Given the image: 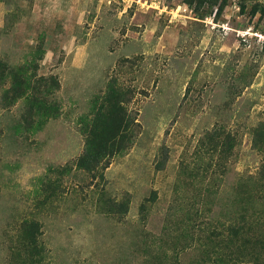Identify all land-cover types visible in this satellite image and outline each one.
Returning <instances> with one entry per match:
<instances>
[{
    "label": "rangeland",
    "instance_id": "1",
    "mask_svg": "<svg viewBox=\"0 0 264 264\" xmlns=\"http://www.w3.org/2000/svg\"><path fill=\"white\" fill-rule=\"evenodd\" d=\"M196 8L0 0V264L264 262V0ZM110 83L129 141L91 174Z\"/></svg>",
    "mask_w": 264,
    "mask_h": 264
},
{
    "label": "trees",
    "instance_id": "2",
    "mask_svg": "<svg viewBox=\"0 0 264 264\" xmlns=\"http://www.w3.org/2000/svg\"><path fill=\"white\" fill-rule=\"evenodd\" d=\"M189 1L191 3L194 2L197 6L196 9H198L206 0ZM209 1L210 3L217 4L219 0ZM0 76L4 79L3 73ZM15 85L16 87H21L20 82H17ZM113 85L112 83L109 84L108 91L100 99L98 107L93 112V116L87 121L84 120L82 122L85 141L84 151L76 160V165L78 168L91 174L107 158L114 155V153H118L123 148L124 142L129 141V133L127 135L126 131L129 129L130 120L126 116L124 102L121 100V93ZM104 163L102 169L108 164L107 161ZM234 235L237 234L234 233ZM257 261L256 264H258ZM260 264H264V262Z\"/></svg>",
    "mask_w": 264,
    "mask_h": 264
}]
</instances>
